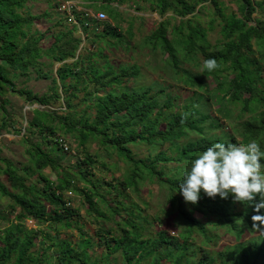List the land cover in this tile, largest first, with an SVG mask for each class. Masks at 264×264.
I'll return each mask as SVG.
<instances>
[{
  "label": "trees",
  "instance_id": "1",
  "mask_svg": "<svg viewBox=\"0 0 264 264\" xmlns=\"http://www.w3.org/2000/svg\"><path fill=\"white\" fill-rule=\"evenodd\" d=\"M33 1L0 0V131L10 133L13 130L17 135L21 132L10 128L13 125L11 112L3 100L7 94L29 105L44 107L62 101L64 114L33 108L21 136L26 162L17 167L0 156L1 172L7 182L0 181V196L10 200V213L19 208L14 218L16 222L0 210V222L7 221V226L0 229V264H40L42 261L46 264H95L88 263V248H91L88 236H84L75 248L69 240L60 239L58 231L50 235L48 230L42 232L40 229L44 224L60 229L73 227L77 210L71 206L68 193H78L89 210L106 221L110 220L107 212L119 215L125 211L126 217L122 216L121 224L115 222L119 227L117 235L103 238L99 233L104 229L96 231L107 249L103 255L105 264L117 253L122 264H141L144 260L146 264H161V261L191 264L190 257L196 253L191 250L192 235L200 233L205 239H211L205 226L193 217L195 213L212 217V225L225 228L239 241L215 256L198 248L201 255L197 264H213L216 255L219 256L218 264H264V234L258 233L264 226H258L259 222L251 219L253 203L233 201L231 194L226 199L219 195L211 198L203 192L195 204L185 202L178 190L182 174L169 177L164 172L167 163L189 165L192 157L215 141L246 144L256 139L264 149V0H230L237 10L229 13L218 0H151L160 16L171 12L174 18L180 19L178 24L171 26L168 20L160 21L144 37L141 46L165 55L167 66L193 91L196 100L192 96L181 106L165 95L160 85L137 89L129 86L128 82L139 75L138 66L115 65L103 53L104 48H114L132 37L131 28H127L126 36L119 23L118 5L128 0H76L85 10L96 6L97 11L107 15V20L97 22L86 17L84 11H76L78 25H69L60 16L52 21L50 10L32 13ZM51 1L56 9L60 2L69 0ZM207 2L212 4L214 13L207 28L186 18ZM55 11L61 15L57 9ZM254 13L258 14L257 18L252 17ZM216 19L220 26L219 38L211 44L207 37ZM39 21L51 24L38 29ZM99 23L102 28L94 32L90 41L104 46H97L93 52L89 50L88 55L76 54L81 40L74 32L81 30L88 38L86 32ZM58 27L62 29L52 31ZM46 34L52 38L48 46L43 45ZM207 57L216 59L215 69L204 68L203 59ZM185 62L200 70L194 73L183 68L181 65ZM54 64H59L55 70ZM19 79H22L20 86ZM30 79H50L52 87L47 93H34L22 86ZM208 80L215 83L214 88H208ZM200 92L207 94L206 99L219 100L222 118L228 117L226 112L231 105H239L241 113L251 116L223 136L207 135L204 127L207 121L215 128L221 124L219 119L201 111L203 96ZM74 100L83 103L84 109L77 112ZM35 133L38 137L31 141ZM189 133L196 134L197 138L187 139ZM235 133L240 140H236ZM58 137L67 141L70 149L69 138L73 139L77 156L72 164L57 145L55 139ZM180 139H185V143L179 145ZM165 142L175 150V155L156 151L141 159L133 152V147L139 144L156 148ZM89 143L116 155L123 164L120 177L112 178L113 182L94 178L93 170L98 160L88 153ZM100 164L106 165L105 162ZM44 169L55 174L54 182L42 174ZM34 174H37L36 179L27 182ZM146 178L168 189L169 202L177 212L175 226L180 230L177 236L168 234L165 229L154 235L143 234L142 217L136 216L135 211L139 210L138 205L126 206L119 199L108 201L98 191L103 184L108 187L107 194L122 197L127 190L136 191ZM78 183H82V187ZM98 201L105 204V211L97 208ZM110 201L113 206L109 205ZM27 219L36 224L37 230L27 229L23 223ZM155 219L162 223L159 217ZM244 231L251 236L247 242L240 243ZM105 233L110 234L111 228ZM41 236L43 251L30 252L32 241Z\"/></svg>",
  "mask_w": 264,
  "mask_h": 264
},
{
  "label": "rangeland",
  "instance_id": "2",
  "mask_svg": "<svg viewBox=\"0 0 264 264\" xmlns=\"http://www.w3.org/2000/svg\"><path fill=\"white\" fill-rule=\"evenodd\" d=\"M223 2V5L226 7L225 12L229 13L231 11L236 12V6L230 0H218ZM53 1L51 0H34L32 2V13H42L45 10H50L52 12V18L57 20L58 17L62 18L61 15L56 14V9L52 7ZM138 8V9H137ZM92 11L96 12L98 8L96 6L91 7ZM91 9H89L91 11ZM118 10L120 11V26L121 31L127 36V28L130 27L132 31V37L128 40V42H124L123 44H119L112 47L104 48L103 53L106 54L109 58V61L115 65L118 64H135L139 68V75L135 79H131L128 82V85L137 89L140 87H148V86H156L160 85L164 88V94L170 96L172 100L178 105L181 106L186 104L190 97L193 96V91L184 86L178 78L175 76L174 72L170 69V67L166 64V56L159 53L148 50L146 47H142V41L144 37L149 35V33L157 26V24L162 20H168L170 26L173 24L179 23V18H174L171 12H167L165 15L160 16L155 10L154 6L151 3V0H128L124 3L118 5ZM60 14V13H59ZM258 14L254 13L252 15L253 18H257ZM186 18H191L192 22L199 23L201 26L207 28L211 19H214L213 6L210 2L203 4L202 6H198L195 12L192 15H188ZM184 18V19H186ZM219 20H215L213 23V31L208 32L207 39L211 44L215 43V40L219 38V29L220 26L218 24ZM51 22H42L39 21L36 26L38 29H45L49 26ZM116 24V22H114ZM95 29L92 28L88 30L87 36L82 31L74 32L75 37H79L81 43L78 47L76 54H81L82 56L88 55L89 50L91 52L97 49V46H104L102 43H98L96 46L95 43H91L90 38H92L94 32L100 31L102 26L101 23L95 25ZM61 27L54 28L52 31L61 30ZM46 40L44 42V46H48L52 40L49 35H45ZM106 47V46H105ZM59 64H54L52 66L53 70L57 68ZM183 68H187L191 72L197 73L200 68L195 67L192 63L185 62L181 65ZM208 84V88H214L215 83L213 81H206ZM19 86L22 83V79L18 80ZM59 86L60 84L57 83ZM22 86L30 89L34 93L44 94L49 92L50 87H52V82L50 79L48 80H33L30 79L23 83ZM156 89V88H154ZM59 92L62 93L61 88L59 87ZM203 96V106L201 105V111L209 114L210 117L219 119L220 127H212L210 123L207 121L204 124L205 133L207 135L213 136H223L226 132H232L233 127H237L239 123L248 119L251 115L247 112H240L239 105H231L228 106L229 111L226 112L228 114L227 118H222V113L218 110L219 100L218 99H206L207 94L205 92H200ZM193 99L196 100V97L193 96ZM3 100L6 102V109L11 114V121L13 122L12 128L15 130H20V134L17 135L15 131H10V133H6L3 130L0 131V156L7 158L11 161L15 166L20 167L22 163L26 162V155L24 153V144L22 143V133L24 132L23 128L27 124V120L32 116L33 108H40L48 111H60L59 114H64V105L62 101H57L54 104H50L49 106H39L37 104L29 105L21 100L19 97L14 95H5ZM75 110L80 112L84 109V104L79 103L77 100H74ZM221 105V103H220ZM197 107V105H196ZM220 109L222 107L220 106ZM38 135L35 133L31 136V141H35ZM197 135L194 133H189L187 139H195ZM236 140H240V138L235 133ZM71 143V149L66 152L65 159L68 163L72 164L74 162L75 156H77L76 149L74 148V141L72 138H69ZM185 139H180L177 141L179 145L185 143ZM88 153L94 155L98 164L97 167L93 170L94 178L101 179L104 182H113L112 178L120 177L122 173L123 164L119 161V159L113 153H107L104 150H100L95 143L87 144ZM156 151H166L170 155H175V150L170 147L168 142H165L159 145L156 148H151L145 144H139L133 147V152L137 158L144 159L147 155L153 154ZM108 154V156H106ZM101 162H105L106 165H101ZM188 166L187 163H167L164 165V172L166 176H180L182 171ZM42 174H44L48 180L51 182L55 181V174L49 169L42 170ZM37 177V174H34L27 178V182L34 181ZM99 180V181H101ZM0 181L4 184H7L4 176L1 172L0 167ZM79 187H82V183H78ZM108 187L101 184L100 189L98 190L100 194H103L105 198L109 200H121L124 202L126 206H130L133 204L138 205L139 210L136 211V216L142 217V226H143V234L145 235H154L159 230L165 229L168 234L172 236H177V233L180 231L179 227L175 226L176 222V207H172L169 202V191L165 187V185H159L154 180H149L148 178L144 179L138 189L136 191L127 190L122 197H115L114 193L107 194ZM120 189V187H119ZM68 197L70 200V204L73 208L77 210L75 216V224L70 229H60L58 227L52 226L50 227L48 224H44L40 226V229L49 232L50 235H53L55 231H58V236L60 239L69 240L72 245L76 248L79 243L82 241L84 236H88L91 240V248H88V254L90 256V260L88 263L95 262V264H105V257L103 256L107 249L105 246L99 241V235L103 238H109V235H117L119 233V227L115 225V222H119L121 224L122 216L126 217L125 211H121L119 215H113L110 212H107V216L110 217V220L106 221L102 218H99L95 212L89 210L88 205L83 201V197L78 195V193H68ZM10 204V200L6 197L0 196V210L5 214L6 217L13 221H15V216L19 211V208H15L12 213L9 212L8 205ZM113 202L110 201L109 205L113 206ZM105 204L101 201L97 202V208L100 211H105ZM186 207V206H185ZM134 210V209H133ZM156 217L160 218L162 223L157 222ZM193 217L199 220L201 224L205 226L206 234L211 239H205V237L200 233H194L192 235V240L190 243L192 244L191 250L196 253L190 257L191 264H197V260L201 255L200 251H197L198 248H202L201 250H205L215 256V254L222 253L227 247L235 246L239 243L236 241L235 236L232 233H228L225 231V228L220 226H214L210 223L214 219L212 217H203L201 214L195 213ZM143 218H146L143 221ZM9 223V222H8ZM24 225L27 229L37 230L36 224L32 220H25ZM4 226H7V221L0 222V229ZM181 226V224L179 225ZM111 228V233L107 234L105 230ZM104 229L101 231L99 235H97L98 230ZM39 230V228H38ZM259 234H264V230L258 232ZM256 233V234H258ZM251 234L243 232V235L240 238V243L247 242L248 238ZM42 236L38 239H34L31 244L30 252H42L43 248L40 247V240ZM46 244H49L46 241ZM39 251V252H38ZM48 253H52L49 251ZM215 262L213 264H218L219 256L216 255ZM147 260H144L141 264H146ZM40 264H46L45 261L40 262ZM107 264H122L120 255L113 254L110 256V259ZM161 264H164V261H161Z\"/></svg>",
  "mask_w": 264,
  "mask_h": 264
},
{
  "label": "clouds",
  "instance_id": "3",
  "mask_svg": "<svg viewBox=\"0 0 264 264\" xmlns=\"http://www.w3.org/2000/svg\"><path fill=\"white\" fill-rule=\"evenodd\" d=\"M208 70L214 57L203 59ZM178 190L185 202L195 204L204 195L253 203L252 221L264 226V149L256 139L244 143L215 141L191 158L182 171Z\"/></svg>",
  "mask_w": 264,
  "mask_h": 264
},
{
  "label": "built area",
  "instance_id": "4",
  "mask_svg": "<svg viewBox=\"0 0 264 264\" xmlns=\"http://www.w3.org/2000/svg\"><path fill=\"white\" fill-rule=\"evenodd\" d=\"M57 12H59L62 17L65 19L66 23L69 25L76 24L78 25V22L76 20V11H84L85 16L88 18H93L97 22L107 20V15L102 11H90L85 10L82 7H80L79 3L76 0H69V1H62L57 6ZM81 31V30H79ZM57 145L62 149L63 152H68L70 150L69 143L65 141L63 138H56Z\"/></svg>",
  "mask_w": 264,
  "mask_h": 264
}]
</instances>
